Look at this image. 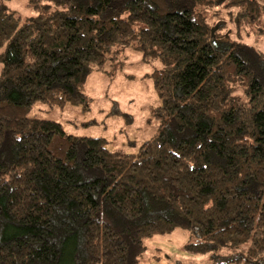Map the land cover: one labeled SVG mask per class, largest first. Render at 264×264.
<instances>
[{"label": "trees", "instance_id": "trees-1", "mask_svg": "<svg viewBox=\"0 0 264 264\" xmlns=\"http://www.w3.org/2000/svg\"><path fill=\"white\" fill-rule=\"evenodd\" d=\"M7 1L0 264H139L146 239L176 229L211 264H264V53L219 21L263 33L262 0H29L25 20ZM128 46L160 63L158 131L136 153L28 115L88 107L89 76Z\"/></svg>", "mask_w": 264, "mask_h": 264}, {"label": "rangeland", "instance_id": "rangeland-1", "mask_svg": "<svg viewBox=\"0 0 264 264\" xmlns=\"http://www.w3.org/2000/svg\"><path fill=\"white\" fill-rule=\"evenodd\" d=\"M28 1L8 0L7 4L21 20H25L33 14ZM221 14L223 18L219 21L225 23L221 30H224L226 40L252 45L264 53L261 26L253 24L237 30L223 11ZM159 66L158 60L143 61L132 46L125 47L103 71H93L89 76L85 86V93L91 98L88 107L64 104L50 108L36 103L28 115L58 121L72 135L103 137L110 150L136 153L139 146L158 131L159 121L153 115L158 99L150 74ZM236 94L243 95L241 88H237ZM89 121L94 123L85 125ZM187 240L188 233L181 229L152 236L145 240L146 249L139 264H211L216 260L212 253H186L184 244Z\"/></svg>", "mask_w": 264, "mask_h": 264}]
</instances>
